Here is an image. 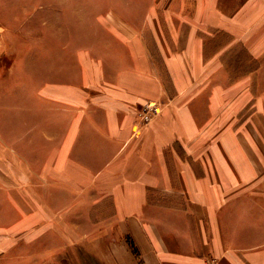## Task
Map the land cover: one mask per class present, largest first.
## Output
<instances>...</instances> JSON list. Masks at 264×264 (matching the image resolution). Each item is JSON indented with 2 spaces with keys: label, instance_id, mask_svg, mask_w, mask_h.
Listing matches in <instances>:
<instances>
[{
  "label": "crops",
  "instance_id": "obj_1",
  "mask_svg": "<svg viewBox=\"0 0 264 264\" xmlns=\"http://www.w3.org/2000/svg\"><path fill=\"white\" fill-rule=\"evenodd\" d=\"M260 69L252 101L240 94L237 139L223 124L222 138L205 137L187 106L166 108L134 136L132 104L68 102L83 112L41 165L16 154L14 169L0 171V264L8 242L31 244L18 264H264Z\"/></svg>",
  "mask_w": 264,
  "mask_h": 264
},
{
  "label": "rangeland",
  "instance_id": "obj_2",
  "mask_svg": "<svg viewBox=\"0 0 264 264\" xmlns=\"http://www.w3.org/2000/svg\"><path fill=\"white\" fill-rule=\"evenodd\" d=\"M254 52L264 54V0H0V171L16 154L40 166L83 112L68 103L79 94L88 110L132 104L134 136L181 105L205 137L222 138L223 124L237 139L240 94L252 101L260 86ZM149 106L159 114L146 122ZM7 246V264L32 250ZM37 246L45 254L48 243Z\"/></svg>",
  "mask_w": 264,
  "mask_h": 264
},
{
  "label": "built area",
  "instance_id": "obj_3",
  "mask_svg": "<svg viewBox=\"0 0 264 264\" xmlns=\"http://www.w3.org/2000/svg\"><path fill=\"white\" fill-rule=\"evenodd\" d=\"M159 114V109L158 107H147L143 114L141 115L143 120H145L146 122H149L151 120V118L154 116V115H157Z\"/></svg>",
  "mask_w": 264,
  "mask_h": 264
},
{
  "label": "trees",
  "instance_id": "obj_4",
  "mask_svg": "<svg viewBox=\"0 0 264 264\" xmlns=\"http://www.w3.org/2000/svg\"><path fill=\"white\" fill-rule=\"evenodd\" d=\"M131 245H132V247L134 248V252H137L136 249H135V247L133 246V244H131Z\"/></svg>",
  "mask_w": 264,
  "mask_h": 264
}]
</instances>
